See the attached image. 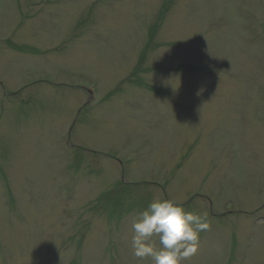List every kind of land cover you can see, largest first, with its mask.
Wrapping results in <instances>:
<instances>
[{
  "label": "rangeland",
  "instance_id": "374dc122",
  "mask_svg": "<svg viewBox=\"0 0 264 264\" xmlns=\"http://www.w3.org/2000/svg\"><path fill=\"white\" fill-rule=\"evenodd\" d=\"M154 199L264 264V0H0V264H153Z\"/></svg>",
  "mask_w": 264,
  "mask_h": 264
},
{
  "label": "clouds",
  "instance_id": "9594fccd",
  "mask_svg": "<svg viewBox=\"0 0 264 264\" xmlns=\"http://www.w3.org/2000/svg\"><path fill=\"white\" fill-rule=\"evenodd\" d=\"M209 228L206 214L188 210L173 199H154L132 222L131 246L138 259L153 264H183L198 251L200 233ZM153 237L159 238L160 248Z\"/></svg>",
  "mask_w": 264,
  "mask_h": 264
}]
</instances>
